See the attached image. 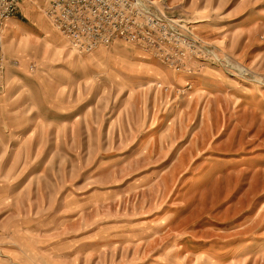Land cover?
<instances>
[{
    "label": "rangeland",
    "instance_id": "1",
    "mask_svg": "<svg viewBox=\"0 0 264 264\" xmlns=\"http://www.w3.org/2000/svg\"><path fill=\"white\" fill-rule=\"evenodd\" d=\"M152 2L87 54L3 36L0 264H264V0Z\"/></svg>",
    "mask_w": 264,
    "mask_h": 264
},
{
    "label": "built area",
    "instance_id": "2",
    "mask_svg": "<svg viewBox=\"0 0 264 264\" xmlns=\"http://www.w3.org/2000/svg\"><path fill=\"white\" fill-rule=\"evenodd\" d=\"M22 0H0V87L5 73L3 26L19 12ZM44 10L54 28L78 54L91 53L120 39H136L115 21L136 22L140 0H46ZM154 5L152 0H147Z\"/></svg>",
    "mask_w": 264,
    "mask_h": 264
},
{
    "label": "crops",
    "instance_id": "3",
    "mask_svg": "<svg viewBox=\"0 0 264 264\" xmlns=\"http://www.w3.org/2000/svg\"><path fill=\"white\" fill-rule=\"evenodd\" d=\"M18 13V17L16 16L3 26L2 33L3 36L5 35L7 43L18 42L20 39H35L40 40L42 43L51 42V40L52 42L56 41L55 38L56 35H58V32L54 29V27L51 25H45L44 27L32 26L34 25L32 24L34 23V19H31L35 14L25 8V6L22 7ZM27 22H30V24H27Z\"/></svg>",
    "mask_w": 264,
    "mask_h": 264
}]
</instances>
